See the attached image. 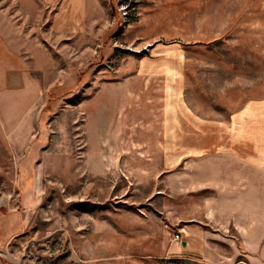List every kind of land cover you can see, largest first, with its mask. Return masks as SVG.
I'll use <instances>...</instances> for the list:
<instances>
[{
  "label": "rangeland",
  "instance_id": "obj_1",
  "mask_svg": "<svg viewBox=\"0 0 264 264\" xmlns=\"http://www.w3.org/2000/svg\"><path fill=\"white\" fill-rule=\"evenodd\" d=\"M29 1L0 0L39 31L0 54V264H245L264 0H94L63 38Z\"/></svg>",
  "mask_w": 264,
  "mask_h": 264
},
{
  "label": "crops",
  "instance_id": "obj_2",
  "mask_svg": "<svg viewBox=\"0 0 264 264\" xmlns=\"http://www.w3.org/2000/svg\"><path fill=\"white\" fill-rule=\"evenodd\" d=\"M18 1L24 6L31 4L29 0ZM39 1L48 10V15L46 16L47 32L63 38L64 36L80 32L86 26L89 15V3L94 0ZM8 18V15L0 9L1 56L2 53L10 52L12 46L19 49L17 52L23 53L26 46L30 47V45L34 44L32 39H35L36 42L39 41V31L32 32L25 29L23 23L8 25L6 23L9 20ZM238 162H240L238 171L241 174L238 173L237 176L242 182L248 183L244 184L245 192L243 195L250 199L246 203L247 222L249 225L240 228L241 226L234 223V227L239 233L242 245L246 250V253L243 254L245 264H264V166L248 160H239ZM187 244L189 245L190 243Z\"/></svg>",
  "mask_w": 264,
  "mask_h": 264
},
{
  "label": "built area",
  "instance_id": "obj_3",
  "mask_svg": "<svg viewBox=\"0 0 264 264\" xmlns=\"http://www.w3.org/2000/svg\"><path fill=\"white\" fill-rule=\"evenodd\" d=\"M179 239V233H176L173 237V240H178Z\"/></svg>",
  "mask_w": 264,
  "mask_h": 264
},
{
  "label": "water",
  "instance_id": "obj_4",
  "mask_svg": "<svg viewBox=\"0 0 264 264\" xmlns=\"http://www.w3.org/2000/svg\"><path fill=\"white\" fill-rule=\"evenodd\" d=\"M182 245H185V241H182Z\"/></svg>",
  "mask_w": 264,
  "mask_h": 264
}]
</instances>
